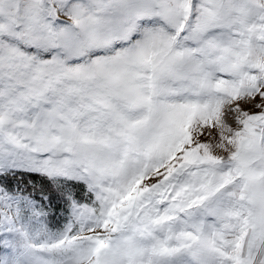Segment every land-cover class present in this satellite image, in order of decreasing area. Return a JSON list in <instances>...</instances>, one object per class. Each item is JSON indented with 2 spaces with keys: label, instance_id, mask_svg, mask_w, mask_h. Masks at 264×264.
<instances>
[{
  "label": "snow or ice",
  "instance_id": "snow-or-ice-1",
  "mask_svg": "<svg viewBox=\"0 0 264 264\" xmlns=\"http://www.w3.org/2000/svg\"><path fill=\"white\" fill-rule=\"evenodd\" d=\"M0 264H264V0H0Z\"/></svg>",
  "mask_w": 264,
  "mask_h": 264
}]
</instances>
